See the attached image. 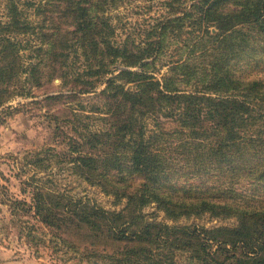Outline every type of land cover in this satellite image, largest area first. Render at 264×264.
Masks as SVG:
<instances>
[{
  "label": "trees",
  "instance_id": "1",
  "mask_svg": "<svg viewBox=\"0 0 264 264\" xmlns=\"http://www.w3.org/2000/svg\"><path fill=\"white\" fill-rule=\"evenodd\" d=\"M119 2L6 0L0 14V108L30 97L41 78L60 79L69 99L93 94L108 124L81 138L87 149L71 148L78 156L70 161L116 206L126 202L118 213L90 200L61 204L59 215L46 208L54 195L44 186L33 194L35 218L56 232L72 226L134 243L104 254L109 264H264V0H196L188 10L166 3L168 16L137 44L130 34L113 40L108 11ZM186 28L209 45L158 78L167 39ZM24 54L28 92L19 90ZM164 121L174 128L164 130ZM151 205L174 223H234L148 222L142 211Z\"/></svg>",
  "mask_w": 264,
  "mask_h": 264
},
{
  "label": "rangeland",
  "instance_id": "2",
  "mask_svg": "<svg viewBox=\"0 0 264 264\" xmlns=\"http://www.w3.org/2000/svg\"><path fill=\"white\" fill-rule=\"evenodd\" d=\"M5 2L0 0V14ZM166 3H175L179 10H188L196 0H120L116 8L110 7L108 11L111 24L116 27L113 40L119 43L130 34L137 44L145 30L165 18ZM177 16L182 17L180 14ZM208 30L212 36L217 33L214 28ZM199 36V31L186 28L180 37L168 38L163 53L166 59L159 63L166 65L155 75L161 77L170 66L187 61L197 48L208 46L209 42L201 43ZM180 38L187 40L186 44ZM22 60L24 66L20 71L19 85L22 89L19 87V90L28 92L25 54ZM118 70L124 68L119 67ZM39 72L46 70L40 69ZM104 86L100 85L97 92ZM66 90L58 78L49 82L41 78L39 87L35 83L30 90V97H14L0 108V247L5 249L10 264H109L102 258L104 254L115 256L134 245L131 242L111 243L100 231L87 232L72 226L64 233L56 232L35 218L33 194L44 186L49 189L46 190L49 194L54 195V199L46 202V208L59 215L63 214L61 204L73 205L79 201L90 200L89 204L93 206L117 213L126 204L122 200L116 206L112 196L106 195L98 186L89 185L80 170L73 168L70 159L78 153L72 154L70 149H87L80 139L89 132L97 133L100 128H105L109 120L108 115L102 114L105 112L102 107L97 110L91 106L95 102L93 94L69 99L65 97L69 94ZM56 95L60 96L51 98ZM148 122L151 128V118ZM164 122V130H172L175 126L172 122ZM35 160H38L37 165L33 163ZM142 213L148 222L192 228H218L234 223V220H209L206 216L180 219L174 223L154 205L145 207ZM91 242L94 247L90 250L88 244ZM210 243L207 250L213 253L217 246ZM176 257L181 262L185 258L182 254H176Z\"/></svg>",
  "mask_w": 264,
  "mask_h": 264
},
{
  "label": "crops",
  "instance_id": "3",
  "mask_svg": "<svg viewBox=\"0 0 264 264\" xmlns=\"http://www.w3.org/2000/svg\"><path fill=\"white\" fill-rule=\"evenodd\" d=\"M11 260L6 257L5 249L0 247V264H10Z\"/></svg>",
  "mask_w": 264,
  "mask_h": 264
}]
</instances>
